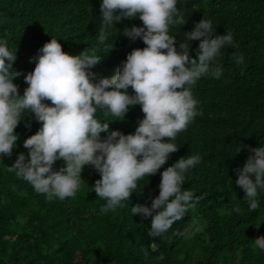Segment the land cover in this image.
Returning <instances> with one entry per match:
<instances>
[{"label": "trees", "instance_id": "1", "mask_svg": "<svg viewBox=\"0 0 264 264\" xmlns=\"http://www.w3.org/2000/svg\"><path fill=\"white\" fill-rule=\"evenodd\" d=\"M101 4L102 0H0V36L11 33L8 46L17 52L13 69L21 73L13 82L21 96L28 87L25 76L35 68L33 57L53 37L73 55L96 48L102 58L91 69L96 82L114 75L133 49L146 47L142 38L123 33L125 27L143 26L137 14L113 24L106 43L114 48L105 52L98 40ZM177 8L187 22L170 25L169 34L177 47L190 43V57L198 59L200 41H187L186 32L204 17L213 21L214 35L230 31L238 45H226L213 61L222 69L219 79L202 76L191 89L203 115L178 133L173 141L178 150L157 173L138 181L123 207L100 214L106 200L94 191L101 174L92 165L83 167L75 197L52 201L7 171L20 153L30 159L24 141L42 126L34 113L22 112L12 155L0 156V264H264V250L253 248L254 240L264 236V189H258L259 207L251 211L245 191L235 183L237 169L254 154L251 149L264 147V0H178ZM234 54L244 57L243 64L235 63ZM128 92L135 94L131 87ZM96 116L102 122L113 120L109 132L127 135L135 132L144 113L136 104L123 120L105 118L99 109ZM108 134L101 133V138ZM189 155L200 159L185 173L182 190L193 192L195 208L162 237H149L152 217L134 215L131 209L135 204L151 207L160 192L162 172ZM64 165L58 159L53 169ZM189 226L194 234H177ZM141 246L148 249L147 259ZM161 254L164 259H156Z\"/></svg>", "mask_w": 264, "mask_h": 264}, {"label": "clouds", "instance_id": "2", "mask_svg": "<svg viewBox=\"0 0 264 264\" xmlns=\"http://www.w3.org/2000/svg\"><path fill=\"white\" fill-rule=\"evenodd\" d=\"M177 2L102 0L98 40L104 51L108 53L114 48L106 43L113 24L137 14L143 26L125 27L123 33L132 39L142 38L146 47L133 49L114 75L98 82L97 74L91 71L102 61L96 48L73 55L64 51L60 41L53 37L33 57L35 68L25 76L28 87L21 96L13 82L21 73L13 69L17 52L8 46L11 33L0 36V156L12 155L18 139L15 129L22 112L34 113L42 125L24 141L30 159L20 153L7 171L15 172L36 193L45 194L52 201L75 197L81 187L83 167L92 165L101 174L94 183V191L106 200L100 214L123 207V202L129 201L137 189L138 181L157 173L170 154L178 150L173 142L178 133L186 131L196 116L203 115L191 91L196 82L208 74L219 79L222 69L214 67L213 61L226 45L238 47L232 32L214 35L213 21L204 17L194 30L186 32L187 41H200L196 50L198 59L190 57V43L180 42L177 47L176 38L169 34L170 25L187 22ZM234 58L237 65L243 64L242 55L234 54ZM129 87L134 95L129 94ZM136 104L141 105L144 117L134 133L109 132V121L113 120L102 122L96 116L99 109L105 118L123 120ZM105 132L109 134L102 139L101 133ZM251 151L254 154L237 169L235 183L245 191L250 210L255 211L259 207L258 189H264V147ZM58 159L65 165L54 170ZM199 159L197 155L180 157L162 172L160 192L151 207L142 204L132 207L134 215L152 217L149 237H162L190 208H195L193 192L182 190V184L185 173ZM235 211H241L239 206ZM185 233L194 234L192 226L177 234ZM151 247L156 250L154 244ZM253 248L264 250V236L254 240ZM139 251L148 258V249L141 246ZM156 259L163 260V254Z\"/></svg>", "mask_w": 264, "mask_h": 264}]
</instances>
